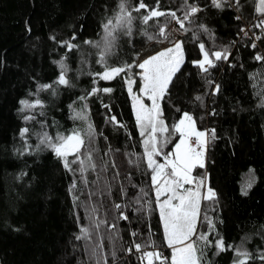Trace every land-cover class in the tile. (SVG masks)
Wrapping results in <instances>:
<instances>
[{
    "label": "trees",
    "instance_id": "obj_1",
    "mask_svg": "<svg viewBox=\"0 0 264 264\" xmlns=\"http://www.w3.org/2000/svg\"><path fill=\"white\" fill-rule=\"evenodd\" d=\"M259 1L240 0L237 6L230 0L220 9L211 0H188L202 9L203 20L189 16L184 20L187 31L170 17L147 25L137 18L132 36L121 34L107 57L109 65L134 64L140 53L135 44L142 40L152 43L150 49L178 36L183 42L184 63L160 101L169 132L157 134L161 152L154 158L163 162L173 151L179 134L172 131V125L184 112L195 118L198 129H215L216 138L207 144L205 166L192 172L197 179L206 177V186L216 192L214 201H203L197 228L209 232L205 214L216 228L208 237L213 244L204 248L203 264H233L236 259L234 250L216 254L217 233L233 249L243 244L252 254L248 264H264L259 259L264 253V61L255 59L258 54L264 56V31L254 27L264 17L257 11ZM119 2L0 0V264H96L97 257L90 250L97 244H102L98 251L108 264H140L139 253L124 249L149 239L170 258L143 146L147 134L140 135L124 74L109 81L96 77L95 73L104 71L98 63L101 49L85 43L101 41L102 24L118 11ZM137 3L130 0V6ZM145 3L153 7L156 0ZM159 4L160 10L176 11L184 18V0H159ZM143 14L144 10L133 13L136 17ZM165 23L167 39L158 33ZM246 25L252 27L250 36L241 31ZM144 32L154 38L148 39ZM253 36L261 37L255 48ZM65 41L78 47L69 50ZM200 43L210 51L227 48L230 55L203 73L192 63L202 59ZM59 61L66 65L69 86L56 83ZM135 81L134 90L139 86ZM208 81L213 82L211 86ZM216 84L219 92H215ZM41 85L52 87L41 89ZM93 87L113 91L90 96ZM82 96L85 101L79 99ZM21 100H40L42 106L21 112ZM85 104L96 131L92 144L96 169L89 168L82 178L79 171L65 169L40 140L45 132L53 141L57 134L69 135L73 129L83 132L87 122L73 116ZM112 115L124 127L109 122ZM25 116L34 119L25 120ZM23 128L29 129L25 137L20 135ZM82 155L86 156L83 150ZM74 181L77 187L70 193ZM249 181L251 187L244 194ZM73 196L79 197L75 203ZM93 206L98 209L95 218L107 222L92 230L89 241L78 240L81 227H90ZM121 213L128 219H121ZM132 232L138 235L133 237Z\"/></svg>",
    "mask_w": 264,
    "mask_h": 264
},
{
    "label": "snow or ice",
    "instance_id": "obj_2",
    "mask_svg": "<svg viewBox=\"0 0 264 264\" xmlns=\"http://www.w3.org/2000/svg\"><path fill=\"white\" fill-rule=\"evenodd\" d=\"M227 2L228 0H211L212 5L220 9ZM235 4L239 6L240 0H235ZM141 10H144L145 14L139 17L133 15L134 12L139 13ZM183 10L184 18L181 19L177 16L176 11L160 10L159 0H156L155 6L153 7L146 4L145 0H138L135 6H130V0H120L118 11L113 17L108 18L102 24L103 35L101 41H85L86 44L101 49L98 63L102 65L104 71L95 73L94 75L96 77L109 81L124 74L123 78L126 80L127 90L132 95L133 108L135 110L137 124L140 128V135L145 136L147 134L143 140L147 165L152 170L151 180L155 186L156 203L159 207L160 218L163 222L165 242L172 252L170 258L165 256L151 239L143 244L134 242L133 246L124 249V251L131 254L134 249L135 252L139 253L138 259L140 264H203L205 256L204 248L213 244V241L209 240L208 237L216 231L215 223L206 214L203 219L209 226V232L197 231V223L201 217V201H214L216 192L211 187H207L206 193L202 194L201 189L205 187L206 177L197 179L192 175L196 167L203 168L205 166V149L209 140L216 138L215 129L198 130L195 118L188 112H184L179 122L172 125V131L180 135V140L175 145V150L170 155H165V163L163 164L154 158L160 155L161 152V149L158 147L160 140L157 134L162 135L169 132V127L162 118L163 110L160 106V101L168 94V89L172 84L173 78L180 71L184 63L183 42H175L173 47L166 48L138 64L122 62L119 66H114L107 63V57L115 49L119 36L121 34L128 37L132 36L133 22L137 18L142 24L147 25L152 20L158 22L160 17H170L171 20L179 23L181 29L187 31L184 20H187L189 16L195 15L202 9L195 4L188 3V0H184ZM257 11L264 14V0H260ZM254 27L264 31V20H260ZM201 28L206 32L209 31L203 25ZM241 31L244 32L245 36L248 35L245 29H241ZM158 33L160 37L164 39L168 38L167 23L159 26ZM143 34L148 39L154 38L147 32ZM256 39H261V37L257 36ZM64 43L69 50L78 47V45H74L69 41H65ZM252 47L255 48L256 45L253 44ZM199 49L202 53V59L192 61V63L203 73H208L210 68H214L216 66L215 61L221 59L226 60L230 55L227 48L220 51H210L206 50L203 43L199 44ZM255 59L257 61H264V56L258 54L255 56ZM57 63L61 68V73L56 83L69 86L70 81L66 78V65L63 61ZM133 67L142 69V72L138 74L142 81L139 93H133V85L136 81L129 75ZM95 83L96 81L94 80ZM208 83L211 86L213 82L208 81ZM40 87L41 89H47L51 88L52 85H41ZM219 90L220 86L216 84L215 92H219ZM112 91V88L93 87L88 95H97L101 92L111 93ZM142 96H146L151 101V107L144 103ZM79 99L85 101L86 97L82 96ZM196 99L202 100V97L197 96ZM20 104L23 106L20 109L21 112L25 109L42 106L40 100H36L35 103H30L28 100H21ZM104 107L108 108L109 105H104ZM73 111L75 112V110ZM24 119L31 120L34 117L25 116ZM73 119L86 121L87 128L83 132L78 128L73 129L69 135L57 134L55 141L45 132L42 135L40 143L46 144L52 149L55 155L62 160L65 169L73 173L79 171L83 178L84 172L89 168L93 171L96 169V164L92 158V152L94 151L92 144L96 138V131L89 119L86 104L81 108V111L75 112ZM109 122L119 124L115 115L109 117ZM119 126L124 127L123 124H119ZM28 132V128H23L20 133L21 137H25ZM167 142L168 140L165 139L164 143ZM82 150L86 156L82 155ZM69 156L75 158L69 160ZM73 164H79L80 167L73 169ZM85 183H87L86 180ZM193 183L196 185L195 189L184 187L186 184L191 185ZM76 187L77 185L74 181L69 188V192H73ZM250 187L251 181L245 185L244 194H247L246 189ZM161 196H166V199L161 200ZM78 200L79 197L73 196L74 203ZM137 203H139V198L137 199ZM114 207L117 210L121 209L120 204H115ZM97 211L98 209L95 206L91 207V214L89 215L90 227H81V234L76 239H83L86 242L89 241L92 238V230L94 228L98 229L100 224L107 222L95 218ZM120 218L127 220L128 216L121 213ZM112 227H115V225H112ZM131 235L135 237L138 233L132 232ZM150 236L151 233H149ZM194 236L196 239H193ZM109 238L113 241L117 239V237L113 236ZM198 242H200L201 246H198ZM214 246L217 249V255L220 252L234 250L236 259L233 261V264H248V260L252 256L250 252L243 248V244L235 249H233L232 245L226 246L223 237L219 236L218 233ZM149 247L152 250H147ZM101 248L102 244H97L95 247H92L90 255L97 257L96 264H108L107 257L98 251ZM86 250H88L87 247ZM115 255V251H113V259H115ZM259 259L264 261V253L259 255Z\"/></svg>",
    "mask_w": 264,
    "mask_h": 264
},
{
    "label": "rangeland",
    "instance_id": "obj_3",
    "mask_svg": "<svg viewBox=\"0 0 264 264\" xmlns=\"http://www.w3.org/2000/svg\"><path fill=\"white\" fill-rule=\"evenodd\" d=\"M259 3H260V1H259ZM258 6H259V4H258ZM192 16H193L196 20H200V21L203 20L200 11H199L198 13H196L195 15H192ZM174 21H175V20H174ZM176 22H177V21H176ZM171 27H173V26H171ZM173 31H174L173 35H177V32L175 31V29H173ZM175 42H179V36L175 39V41H173V42H171V43H162V44H160V45H157L154 49H150V46H151V44H152L151 42H148V41L142 40L141 42L136 43L135 46H136L137 48L140 49V53H139L138 56L136 57V61H135L134 64H138V63L142 62L143 60H145L146 58H148V57H150V56H153V55H156L158 52H160V51H162V50H164V49H166V48L173 47ZM134 68H135V69H134L131 73H129V75H131L132 78H133L134 80H137V81L139 82V86L137 87V89H136V88H135V90L133 89V93H139V89H140V87L142 86V81H141V79H140V77H139L138 74H139L140 72H142V69H139L138 67H134ZM130 97H131V100H132V106H133L132 95H130ZM142 99H143L144 103H145L147 106L151 107V101H150L146 96H142ZM133 110H134V108H133ZM134 114H135V110H134ZM135 118H136V115H135ZM197 129H198V128H197ZM198 130H200V129H198ZM201 131H205V130H201ZM179 140H180V135H179V138H178L177 143H179ZM177 143H176V144H177ZM176 144H175V145H176ZM206 148H207V146H206ZM174 150H175V146H174V148H173V151H174ZM173 151H172V152H173ZM172 152H171V153H172ZM171 153H170V154H171ZM170 154H169V155H170ZM205 159H206V149H205L204 164H205ZM160 163H161V164L165 163V159H164L163 162H160ZM195 186H196L195 183H193V184H191V185H188V184L184 185L185 188H192V189H195ZM206 188H207V186H206V183H205V187L201 189L202 194H203V193H206ZM163 199H166V196H161V200H163ZM203 201H204V200L201 201V213H202V205H203ZM198 223H199V221H198ZM198 223H197V228H198ZM162 224H163V222H162ZM193 238H194V237H193ZM169 249H170V248H169ZM170 251L172 252L171 249H170ZM170 257H171V253H170Z\"/></svg>",
    "mask_w": 264,
    "mask_h": 264
},
{
    "label": "built area",
    "instance_id": "obj_4",
    "mask_svg": "<svg viewBox=\"0 0 264 264\" xmlns=\"http://www.w3.org/2000/svg\"><path fill=\"white\" fill-rule=\"evenodd\" d=\"M228 2H230V0H228ZM237 17H239V15H237ZM260 20H264V17L263 18H260L256 23H258ZM244 29L247 31V33H248V35L247 36H250V34L252 33L251 32V30H252V27L249 25H246L245 27H244ZM243 34H244V32H243ZM256 37L257 36H253V41H254V44L256 43Z\"/></svg>",
    "mask_w": 264,
    "mask_h": 264
}]
</instances>
